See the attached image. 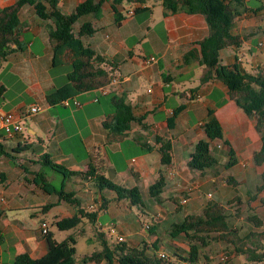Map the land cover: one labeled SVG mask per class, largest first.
I'll return each instance as SVG.
<instances>
[{
  "label": "crops",
  "instance_id": "obj_1",
  "mask_svg": "<svg viewBox=\"0 0 264 264\" xmlns=\"http://www.w3.org/2000/svg\"><path fill=\"white\" fill-rule=\"evenodd\" d=\"M80 1L59 0V7L62 12L69 13ZM247 1L255 9L252 0ZM14 2L16 0H0V8ZM155 3L159 8L151 9L153 24L148 25V33H144L146 40L139 42L148 48L147 55L145 50L134 51L142 34L140 29H127L134 20L132 16H138L129 13L135 5H130L119 25L115 22L111 0H103L99 13L89 16L97 31L84 41L116 63L117 69L112 76L116 81H111L105 93L90 90L76 96L74 100L78 105L73 104V100H69L68 105L46 101V93L65 82L68 70L63 69L58 76L52 74L54 68L48 41L51 22L40 19L29 5L20 8L19 44H11L10 52L0 59V108L1 111L19 110L36 104L41 112L20 119L21 125L24 119H36L28 125V134L22 129L6 137L0 128V143L10 153V157L0 156L1 264H13L19 254L38 258L47 252L48 242L41 224L45 223L47 231L55 238L43 217L53 207L62 206L65 212L55 213L54 221L77 212V205L59 200L45 166L39 162L43 153H48L54 162L67 169L81 173L67 178L64 189L74 193L81 207L97 211L99 227L102 226L98 222L100 211L109 213L111 227L119 228L116 236H122L125 242L129 240L127 243L131 245L146 246L148 254H185L186 237H171L168 229L186 214L200 213L208 200L224 204L235 195L239 196L241 215L231 224L240 227L241 234L250 230L264 231V188L257 190L264 163L255 165L253 162V152L261 147V133L255 128L256 115L246 114L231 99L226 83L214 79L200 82L204 65L196 53L185 60V54L198 50V42L208 34L204 16L183 10L171 11L163 8L159 1ZM229 33L239 35L241 41L238 46L220 49L219 62L237 64L252 73L264 71V8L237 15ZM131 36L138 38L132 40ZM151 55L155 61L146 62ZM140 83L146 86L144 93L139 89ZM113 94L123 95L132 105L135 116L141 118V123L131 120L125 124V137L120 141H109L102 125L110 110L108 97ZM102 97H106V103L102 104ZM208 110H212L219 121L223 138L210 142V151L217 163L200 172L190 169L187 161L197 143L206 137L202 125ZM169 119H172V126L168 124ZM41 134L46 135V141ZM35 137L41 143L38 149L34 147ZM156 137L170 142L171 161L168 164L160 162ZM229 149H232L235 163L227 168ZM89 165L117 184L137 186L141 195L146 192L153 200L148 188L159 174L163 175L160 202L154 200L156 205L151 207L155 215L144 223L155 227L154 233L143 224L139 229L132 227L129 214L133 206L126 199H117L111 190H99L92 178L85 175ZM39 172L46 173L49 185L39 181L35 175ZM178 213L182 219L175 221ZM252 214L257 215L262 224L259 227L250 224L245 231L239 222ZM67 232H70L67 235L72 234V231ZM210 243L219 248L229 247L232 264L245 261L231 244L209 241L207 246ZM201 251L209 257V264H220L221 252L205 253L203 248Z\"/></svg>",
  "mask_w": 264,
  "mask_h": 264
},
{
  "label": "trees",
  "instance_id": "obj_2",
  "mask_svg": "<svg viewBox=\"0 0 264 264\" xmlns=\"http://www.w3.org/2000/svg\"><path fill=\"white\" fill-rule=\"evenodd\" d=\"M155 1H159L163 8L171 11L183 10L187 13H198L204 16L208 34L198 42V50H189L185 54V60L196 53L204 65L200 82L204 83L214 79L226 83L230 89L231 99L246 114L254 113L256 115L255 128L261 133V147L253 152V162L255 165H262L264 163V71L252 73L241 69L237 64H221L219 50L233 45L238 46L241 37L229 33L234 18L246 11H260L264 8L263 0H252L256 5L255 9L248 5L247 0ZM102 3L103 0H82L69 13L61 11L59 0H16L12 5L0 8V59H4L10 52L11 44H19L18 12L22 6L29 5L40 19L51 22L48 26V41L51 47L52 68L64 64L70 66L65 75V82L46 93V101L49 104H63L64 100H73L81 93L105 89L110 85L117 65L113 60L97 53L84 41L97 31L89 16H96ZM124 3L135 5L133 7L135 15L151 13V7L147 5V0H111V8L118 25L123 18L119 6ZM108 104L110 110L105 115L102 125L107 131L109 141H120L125 137V124L131 120L141 123V118L135 116L132 105L126 101L123 95L109 96ZM168 124L172 126V119H169ZM202 128L206 137L197 143L187 161V166L190 169L200 172L212 168L217 163L215 156L210 151V142L223 138L221 125L212 110H208ZM156 143L160 153V162L168 164L171 161L170 142L156 137ZM224 143L228 142L224 141ZM146 149L150 150L151 147ZM2 155L10 157V153L6 152L0 143V156ZM228 156L229 159L225 165L227 168L235 163L232 149L228 150ZM39 162L42 166L62 175L60 187H54L59 200L78 206L76 213L62 216L53 222L58 231H72V234L57 241L53 238L52 232L47 231L45 235L48 250L44 255L31 258L26 253L19 254L14 258L13 264H77L74 247L75 232L73 230L81 223L83 217L96 223L97 211L81 207L74 193L64 189L67 178L80 172L69 170L64 165L54 162L48 153L41 154ZM45 174V172H39L35 175L42 184L49 185ZM85 175L92 178L99 190L113 191L117 199L128 200L133 207L143 213L141 209L144 207V203L137 186L126 187L117 184L91 165ZM133 175L136 176L135 173ZM163 186L164 178L162 174H159L148 188L149 195L157 202H160ZM262 188H264V170L260 174V184L257 186V190ZM240 205L241 198L237 195L224 204L208 200L200 213L186 214L180 222H173L168 233L171 237L178 235L186 237L188 249L185 254L175 252L173 256L161 257L156 252L148 254L144 245L135 246L118 240L110 242L105 233L100 230L101 227L98 226L99 230L96 234L100 248L81 255L80 261L95 264H209L210 259L207 255L202 254V248L206 247L209 241H221L231 244L235 252L241 255L246 262L264 264V231L250 230L241 234L240 227L231 224L230 215L234 213L235 216H238L241 213ZM247 221L256 227L262 224L260 218L255 214L247 216ZM95 228L97 229V226ZM155 229V227L149 226L148 231L152 234ZM78 232L83 233V230Z\"/></svg>",
  "mask_w": 264,
  "mask_h": 264
},
{
  "label": "rangeland",
  "instance_id": "obj_3",
  "mask_svg": "<svg viewBox=\"0 0 264 264\" xmlns=\"http://www.w3.org/2000/svg\"><path fill=\"white\" fill-rule=\"evenodd\" d=\"M155 2H156L155 0H147V5L150 6L151 9L159 8ZM129 7H131V6L127 3L122 4L121 11H122L123 17H126V15L128 14L127 10ZM156 11H157V9H156ZM152 15L153 14H149V15L139 14L138 16H132L134 20L127 25V29H129V30L130 29L132 30L135 27H136V29H138V28L140 29V33H142L140 38L135 37V36L134 37L131 36V37H133L132 40L135 38L139 39L138 42L135 43L134 51L139 52V51L145 50L146 55L149 53L148 48H146V46H144V44H141V43L139 44V42L146 40V36H144V35L146 33H148V25L153 24V21H154L152 19L153 18ZM248 57L249 56H246V59H248ZM63 69H67L69 71L70 66L68 64H64V65H60L59 67H55L54 70L52 71V74L58 76V74ZM196 79H197V75H196ZM193 81H195V77H194ZM145 87L146 86L143 83H140L139 89L142 93L145 92V89H146ZM18 89H21V87H19ZM101 102H102V104L106 103V97H102ZM58 108L62 109L61 107H58ZM40 112L41 111H39L38 114ZM34 120H36L34 117L29 118L27 120H25V119L22 120V128H23V131L25 134H28L27 133V127H28V125H32ZM41 135L43 136L44 140L46 141L47 140L46 135H44V134H41ZM34 139H35V146H34L35 149L40 148L41 143L38 142V139L36 137ZM44 170L50 176L52 185H54L56 188L60 187V183L63 179L62 175L54 172L53 170H51L48 167H45ZM68 180L69 179H67V181ZM67 181H66V183H67ZM141 196H142L143 203H144V207L141 210L144 212V214H142L139 209H136V207H132V210H131L132 213L129 214V221H131L132 227L135 229H139L141 227V224L144 225V223L151 221V219L155 215L154 210L151 209V207H154V205H156L155 201L153 199H151L148 195H146V192L143 193ZM63 210H64V207L57 206V207H53L52 210H50L49 212H47L43 215V217L46 219V221L49 225V228L53 231L55 238L57 240L63 239L65 236H67L68 233H70L67 231H58L56 229L55 225L53 224V221L55 219L54 214L55 213H61ZM230 212H232L231 209H230ZM62 213H65V212H62ZM133 214H134V216H133ZM135 214H137V216ZM240 215H241V213L238 216L237 215L235 216L234 213H231V215H230L231 222L235 220L234 218L239 217ZM180 219H182V218H180V213L176 214L175 221H180ZM98 222H101L102 226H101L100 230H102L105 233L107 239L110 242L116 241L117 240L116 234H119V228H118V226H114L115 230H116L115 234H112L109 232V228L113 225L110 221L109 213H106L104 211H100V216L98 218ZM118 222H119V220L117 219L116 223H118ZM250 224L251 223H249L247 221V217L240 220V222H239V225L245 231H247L249 229ZM96 226H97V229L95 228ZM81 229L83 230V233L78 232ZM97 230H99L98 225L96 223H93L92 221H90L87 217H83L81 223L73 230L75 232V234L74 233L73 234L76 235V236H74V239H75L74 247H75V258H76L77 264H82L80 261L81 255L95 251V250H98L100 248L99 239H98L97 234H96ZM144 234H146V233H144ZM128 241L129 240H127V242ZM222 246H224V245H222ZM203 250L205 251V253H212V254L221 252L222 254H225L226 256H228V260L225 263L229 262L232 264V262H233L232 257H229V255L231 253V251H229V247L219 248L217 245L210 243V246H206L205 248H203ZM240 260H242V259L240 258ZM219 263L221 264L222 262H219ZM242 264H251V263L243 261Z\"/></svg>",
  "mask_w": 264,
  "mask_h": 264
},
{
  "label": "built area",
  "instance_id": "obj_4",
  "mask_svg": "<svg viewBox=\"0 0 264 264\" xmlns=\"http://www.w3.org/2000/svg\"><path fill=\"white\" fill-rule=\"evenodd\" d=\"M129 13L132 14L133 11L130 10ZM153 61H155V57L152 55L148 59H146V62H153ZM111 81L112 82L116 81V79L111 78ZM102 92L105 93V89H102ZM62 103L64 105H68L69 100H64ZM73 104L78 105L79 102L73 99ZM39 111H40V108L36 104H32L26 108L19 109V110L1 111V108H0V128L2 129V131L6 137H12L15 134H18L22 131L23 128H22V125L20 122V119L22 117L27 116V115L28 116L29 115H35ZM144 227L146 229H148L149 224H145ZM41 231L43 234L47 232V225L45 223L41 224ZM109 232L114 234L115 233L114 227H110ZM116 239L118 241H123L122 236H116ZM158 255L161 257H168L164 252H161ZM219 260L221 262H225L228 260V256H226L225 254H221L219 256ZM0 264H1V262H0Z\"/></svg>",
  "mask_w": 264,
  "mask_h": 264
}]
</instances>
